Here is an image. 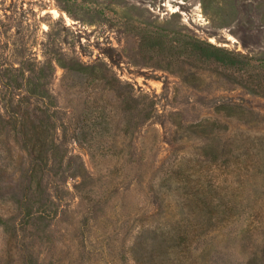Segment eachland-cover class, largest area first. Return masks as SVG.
Returning a JSON list of instances; mask_svg holds the SVG:
<instances>
[{
  "label": "rangeland",
  "instance_id": "rangeland-1",
  "mask_svg": "<svg viewBox=\"0 0 264 264\" xmlns=\"http://www.w3.org/2000/svg\"><path fill=\"white\" fill-rule=\"evenodd\" d=\"M0 264H264V0H0Z\"/></svg>",
  "mask_w": 264,
  "mask_h": 264
},
{
  "label": "trees",
  "instance_id": "trees-1",
  "mask_svg": "<svg viewBox=\"0 0 264 264\" xmlns=\"http://www.w3.org/2000/svg\"><path fill=\"white\" fill-rule=\"evenodd\" d=\"M189 48L190 50L195 53L196 55L200 56L204 60H213L215 62H218L220 64L229 66V67H237L242 64V60L220 48H216L211 45H204L203 43L192 40L189 41ZM72 69L80 74H88V75H94L96 73L95 66H88V65H81V64H74ZM38 83H35L32 88L28 87V91L34 95H38ZM226 107V106H223ZM228 108V107H227ZM209 125H213V122L210 123L207 120L203 121L200 125H197L202 130H205ZM196 126V127H197Z\"/></svg>",
  "mask_w": 264,
  "mask_h": 264
}]
</instances>
